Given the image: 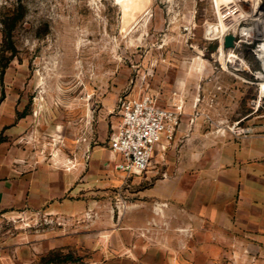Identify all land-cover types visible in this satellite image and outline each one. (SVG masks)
I'll use <instances>...</instances> for the list:
<instances>
[{
	"label": "rangeland",
	"instance_id": "1",
	"mask_svg": "<svg viewBox=\"0 0 264 264\" xmlns=\"http://www.w3.org/2000/svg\"><path fill=\"white\" fill-rule=\"evenodd\" d=\"M213 13L212 0H0V144L30 168L78 169L77 206L0 217V264H224L219 252L234 256L219 241L238 233L188 231L203 187L171 198L156 189L170 175L164 162L129 176L109 149L120 99L146 94L200 134L236 122L264 134L261 88L246 72L222 70L215 45L207 50Z\"/></svg>",
	"mask_w": 264,
	"mask_h": 264
},
{
	"label": "crops",
	"instance_id": "2",
	"mask_svg": "<svg viewBox=\"0 0 264 264\" xmlns=\"http://www.w3.org/2000/svg\"><path fill=\"white\" fill-rule=\"evenodd\" d=\"M217 136L210 125L200 134L197 127L183 122L170 139L163 137L150 168L164 162L170 175L160 179L156 189L185 200L189 190L203 187L208 195L201 209L189 217L188 231L238 233L241 238L219 241L221 248L235 249L234 256L227 250L219 252L224 264L229 259L234 264H264V134L240 138L227 131L219 139ZM67 167H27L0 144V217L77 206L78 169ZM200 168L202 176L197 175ZM185 171L191 174L185 175ZM182 184L188 186L187 192ZM122 264L156 263L125 259ZM174 264H181L179 257Z\"/></svg>",
	"mask_w": 264,
	"mask_h": 264
},
{
	"label": "built area",
	"instance_id": "3",
	"mask_svg": "<svg viewBox=\"0 0 264 264\" xmlns=\"http://www.w3.org/2000/svg\"><path fill=\"white\" fill-rule=\"evenodd\" d=\"M213 3V17L205 21L203 40L215 45L212 58L225 55L221 63L234 72H246L261 88L264 82V0H228ZM191 32V28H185ZM228 35L234 37V46L225 47ZM229 72V71H228ZM261 98H264L261 94ZM119 121L113 126L109 149L115 156L114 168L129 176H140L150 169L153 154L163 137L170 139L179 126V114L159 104L153 95L135 99L124 97L119 103ZM227 131L236 136H248L252 128H241L239 122L226 129H218L222 136Z\"/></svg>",
	"mask_w": 264,
	"mask_h": 264
},
{
	"label": "bare ground",
	"instance_id": "4",
	"mask_svg": "<svg viewBox=\"0 0 264 264\" xmlns=\"http://www.w3.org/2000/svg\"><path fill=\"white\" fill-rule=\"evenodd\" d=\"M227 1H228V0H217V2H222V3H223V2H227ZM203 53H204V52L201 51V57H202V58L198 57V59H199L201 62L204 61V58H203V56H202ZM222 60H223V61L225 60V55L223 56ZM224 62H225V61H224ZM202 65H203V64H202ZM226 70L229 71V72H232V71H231L229 68H227V67H226ZM261 94H262V96H264V82L261 83ZM112 158H114V157H112ZM113 160H114V159H113Z\"/></svg>",
	"mask_w": 264,
	"mask_h": 264
},
{
	"label": "water",
	"instance_id": "5",
	"mask_svg": "<svg viewBox=\"0 0 264 264\" xmlns=\"http://www.w3.org/2000/svg\"><path fill=\"white\" fill-rule=\"evenodd\" d=\"M234 46V37L232 35H228L225 39V47L232 48Z\"/></svg>",
	"mask_w": 264,
	"mask_h": 264
}]
</instances>
